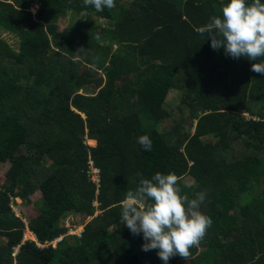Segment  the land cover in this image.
Wrapping results in <instances>:
<instances>
[{
	"label": "trees",
	"instance_id": "1",
	"mask_svg": "<svg viewBox=\"0 0 264 264\" xmlns=\"http://www.w3.org/2000/svg\"><path fill=\"white\" fill-rule=\"evenodd\" d=\"M126 1L0 0V30L19 40L0 37V264H163L120 222L127 191L156 173L207 192L213 220L168 264H264V74L251 71L264 58L233 59L197 32L230 0ZM16 198L38 210L27 225Z\"/></svg>",
	"mask_w": 264,
	"mask_h": 264
},
{
	"label": "clouds",
	"instance_id": "2",
	"mask_svg": "<svg viewBox=\"0 0 264 264\" xmlns=\"http://www.w3.org/2000/svg\"><path fill=\"white\" fill-rule=\"evenodd\" d=\"M83 5L97 12L116 7L115 0H83ZM221 13L213 15L206 25L197 29L200 35H208L212 49H223L225 55L233 59L245 57L257 61L264 58V3L230 0L222 5ZM81 15L88 13L82 11ZM81 51L84 49L75 52L74 60L81 58ZM251 71L264 74V62L252 64ZM137 143L145 151H152L153 141L148 135L139 136ZM180 179L175 173L141 178L138 187L127 191L120 203V222L134 236L143 234L142 251L158 250L163 264L177 256L187 260L190 249L200 245L213 225L212 218L200 210L207 192L201 191L195 198H189L182 192Z\"/></svg>",
	"mask_w": 264,
	"mask_h": 264
},
{
	"label": "rangeland",
	"instance_id": "3",
	"mask_svg": "<svg viewBox=\"0 0 264 264\" xmlns=\"http://www.w3.org/2000/svg\"><path fill=\"white\" fill-rule=\"evenodd\" d=\"M130 1L131 0H127L126 2H130ZM38 8H39V6L36 3H34L31 6L32 13L35 14L37 12ZM96 21H98V23H100L102 25H104V23H105L104 20H102V19L101 20L99 19ZM76 22H77L76 19H73L71 17L68 18L66 21L65 20L60 21L59 22L60 30L64 29L63 27H65L66 25L76 23ZM0 37L3 38L11 46V48L13 50L18 51L19 40L17 38L13 37L12 35H10L6 32H2L1 30H0ZM179 101H180V94H178L177 92L171 91L168 94L167 102L169 104V108L175 109L178 106ZM182 115H183V118H186V117L189 118V113L186 109L184 110V113H182ZM86 143L90 146H95V144H96L94 141L91 142V140H86ZM8 168H9V164H5V166H0V183H2L5 180V174H6V171L8 170ZM93 178L95 179L96 177H93ZM184 180H185V183H188V184L192 183V180L189 177L185 178ZM39 197H40V194L36 193L33 196H31V200L33 202H35L39 199ZM14 201L15 202L13 205V210L17 216H19L20 218L23 219V221L26 223V225L28 224V222L31 219L35 218L38 215V210L34 208L33 204L25 205L23 203V201L21 199H18V198H16ZM66 223H68V222H66ZM81 229L82 228H78L75 231L71 230L70 233H67V235H66V237L68 236L67 241L69 243L73 244L74 242H73L72 237L74 235H77L76 233H80ZM24 234H25L26 240H28V239L29 240H35L36 239L34 237V235H32L29 232L28 229L25 230ZM31 235H32V237H30Z\"/></svg>",
	"mask_w": 264,
	"mask_h": 264
},
{
	"label": "built area",
	"instance_id": "4",
	"mask_svg": "<svg viewBox=\"0 0 264 264\" xmlns=\"http://www.w3.org/2000/svg\"><path fill=\"white\" fill-rule=\"evenodd\" d=\"M81 231H82V229H81ZM81 231H80V233H81ZM80 233H76V234H78V235H79ZM35 240H36V239H35ZM35 240H34V241H35Z\"/></svg>",
	"mask_w": 264,
	"mask_h": 264
},
{
	"label": "bare ground",
	"instance_id": "5",
	"mask_svg": "<svg viewBox=\"0 0 264 264\" xmlns=\"http://www.w3.org/2000/svg\"><path fill=\"white\" fill-rule=\"evenodd\" d=\"M91 142H93V141L91 140ZM94 142H95V141H94ZM30 237H32V235H31Z\"/></svg>",
	"mask_w": 264,
	"mask_h": 264
}]
</instances>
